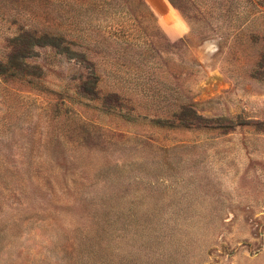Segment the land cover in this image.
<instances>
[{
	"label": "rangeland",
	"instance_id": "rangeland-1",
	"mask_svg": "<svg viewBox=\"0 0 264 264\" xmlns=\"http://www.w3.org/2000/svg\"><path fill=\"white\" fill-rule=\"evenodd\" d=\"M141 1L0 0V264H264V6Z\"/></svg>",
	"mask_w": 264,
	"mask_h": 264
},
{
	"label": "trees",
	"instance_id": "trees-1",
	"mask_svg": "<svg viewBox=\"0 0 264 264\" xmlns=\"http://www.w3.org/2000/svg\"><path fill=\"white\" fill-rule=\"evenodd\" d=\"M121 1L123 2V4H125L126 6H129V7L134 6L137 3V5H140V6L145 8V4L141 0H121ZM256 2L258 4H260L261 6H264V0H256ZM144 10H145L144 11L145 16L153 18V15L151 14V12L147 8H145ZM172 27L177 28V24L174 23L172 25ZM50 45H56V44H50Z\"/></svg>",
	"mask_w": 264,
	"mask_h": 264
}]
</instances>
